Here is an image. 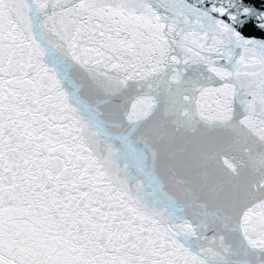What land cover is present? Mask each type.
I'll list each match as a JSON object with an SVG mask.
<instances>
[{
	"label": "snow or ice",
	"instance_id": "6c2138e0",
	"mask_svg": "<svg viewBox=\"0 0 264 264\" xmlns=\"http://www.w3.org/2000/svg\"><path fill=\"white\" fill-rule=\"evenodd\" d=\"M0 264H264V0H0Z\"/></svg>",
	"mask_w": 264,
	"mask_h": 264
}]
</instances>
